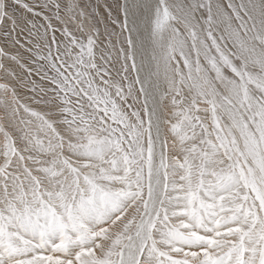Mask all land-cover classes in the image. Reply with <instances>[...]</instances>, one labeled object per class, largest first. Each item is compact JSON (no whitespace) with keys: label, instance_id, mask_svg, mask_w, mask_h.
Returning <instances> with one entry per match:
<instances>
[{"label":"snow or ice","instance_id":"1","mask_svg":"<svg viewBox=\"0 0 264 264\" xmlns=\"http://www.w3.org/2000/svg\"><path fill=\"white\" fill-rule=\"evenodd\" d=\"M0 264H264V0H0Z\"/></svg>","mask_w":264,"mask_h":264}]
</instances>
